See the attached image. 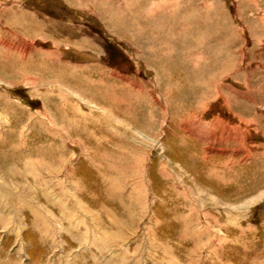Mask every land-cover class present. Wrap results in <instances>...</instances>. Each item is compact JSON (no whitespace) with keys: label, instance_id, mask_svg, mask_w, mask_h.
<instances>
[{"label":"rangeland","instance_id":"1","mask_svg":"<svg viewBox=\"0 0 264 264\" xmlns=\"http://www.w3.org/2000/svg\"><path fill=\"white\" fill-rule=\"evenodd\" d=\"M0 264H264V0H0Z\"/></svg>","mask_w":264,"mask_h":264},{"label":"bare ground","instance_id":"2","mask_svg":"<svg viewBox=\"0 0 264 264\" xmlns=\"http://www.w3.org/2000/svg\"><path fill=\"white\" fill-rule=\"evenodd\" d=\"M24 29V28H23ZM23 32H25V34L27 33V31H25V30H22ZM25 53V52H24ZM55 57V56H54ZM56 58V57H55Z\"/></svg>","mask_w":264,"mask_h":264}]
</instances>
